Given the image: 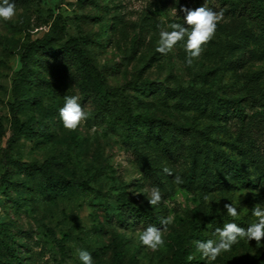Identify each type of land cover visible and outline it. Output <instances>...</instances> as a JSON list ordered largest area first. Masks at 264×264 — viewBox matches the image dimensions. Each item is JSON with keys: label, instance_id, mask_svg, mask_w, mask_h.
Segmentation results:
<instances>
[{"label": "rangeland", "instance_id": "obj_1", "mask_svg": "<svg viewBox=\"0 0 264 264\" xmlns=\"http://www.w3.org/2000/svg\"><path fill=\"white\" fill-rule=\"evenodd\" d=\"M204 4L16 0V16L0 21V264H79L78 248L91 252L95 264H119L115 247L124 264H186L189 256L205 264L192 243L199 234L214 238L226 223L247 227L255 219L251 209L264 204V29L257 14L264 17V0H207L224 18L191 66L182 42L167 56L157 53L161 28L182 22V8ZM68 41L80 43L107 83L121 90L100 111L66 64L56 77L53 61L36 66L31 60L34 82L15 90L30 45L61 48ZM72 95L88 116L76 130L65 129L58 112ZM16 103H23L18 116L34 128L32 138L13 131ZM131 114L159 121L151 129L137 124L132 145ZM45 161L69 181L65 194L32 181L29 166ZM152 187L163 196L154 208L146 198ZM126 202L158 220L174 217L163 247L146 249L129 236L142 228L134 219L120 222ZM231 202L236 218L222 211ZM247 263L264 264V242L241 240L214 262Z\"/></svg>", "mask_w": 264, "mask_h": 264}, {"label": "clouds", "instance_id": "obj_2", "mask_svg": "<svg viewBox=\"0 0 264 264\" xmlns=\"http://www.w3.org/2000/svg\"><path fill=\"white\" fill-rule=\"evenodd\" d=\"M181 11L184 12L183 21L180 23L172 22L167 24L166 28H161L155 50L157 53L167 56L178 43L182 42L186 54L185 63L191 66L194 60L200 57L202 47L215 36L217 25L224 18V13L223 10L217 12L208 8L207 0H205L204 6L196 9L184 7ZM16 13V0H0V21H11ZM58 112L63 127L68 130H76L81 122L88 118L87 112L82 107L77 95L66 96L64 104ZM162 172L173 177L176 184L183 183L182 178L175 175L168 167H164ZM146 198L150 206L154 208L163 200L161 189L152 187ZM204 200L207 203L208 197H204ZM222 211L223 214L232 218L239 215V210L234 202L225 203ZM251 212L255 219L247 227H241L235 222L226 223L223 227L215 229L214 238L192 242L205 264H214L222 253L232 251L233 247L241 240L249 243L255 240L257 245L264 242V204H256ZM173 222L174 217L172 215L161 217L158 220L160 227L153 224L143 229L138 228L134 234L129 232V236L135 235L146 249L156 251L165 245L164 233L168 231ZM76 258L79 264H95L91 252L83 248L76 250ZM188 259L191 260L193 257L189 256Z\"/></svg>", "mask_w": 264, "mask_h": 264}, {"label": "trees", "instance_id": "obj_3", "mask_svg": "<svg viewBox=\"0 0 264 264\" xmlns=\"http://www.w3.org/2000/svg\"><path fill=\"white\" fill-rule=\"evenodd\" d=\"M257 14L264 29V17L261 11H258ZM31 60L33 61V65L36 66L48 64L53 61L50 66V70L56 77H62L65 74L64 64L73 69L76 82L78 83L81 92L86 94V98L91 100L94 105V109L97 111H100L105 107L111 96H117L121 92L120 88H113L107 83L103 71L93 64L85 51L82 49L80 43L77 41H68L65 46L61 48L51 47L48 43L38 42L30 45L25 51V55L23 57L24 67L18 73L17 79L14 82L15 90L17 92L21 85L31 84L34 82V78L31 75ZM143 87L144 85H141V87H137V89L143 90ZM190 91L196 95L204 94L203 92L194 89H190ZM235 102L239 114L244 117L245 112L242 107L241 100L235 99ZM22 107L23 103H16L12 106L14 113L13 131L15 134L32 138L36 134L34 128L31 124L23 123L18 116L17 111ZM157 122H159L157 119L146 114H131L126 123V127L130 132L128 135L129 142L131 143L130 145H132L136 132L134 129H136L135 127L137 124L146 125L148 129H151ZM29 167L32 168L30 171L32 181L40 184H46L57 194H65L70 188L69 181L57 172L53 161H45L40 166L30 165ZM85 186L83 188L88 190L89 187ZM125 207H127L126 210L124 209ZM122 209L123 213L119 216V220L123 225L128 224L130 220L134 219L135 224L142 229L153 224L160 227L158 219L154 217L151 212H148L141 207L133 209L129 206V203L126 202L123 203ZM126 213L127 215L125 216ZM137 216L138 218L136 219L135 217ZM196 238L199 240H207V238L201 234H199ZM115 256L119 264H124V255L119 247H115ZM253 262L256 263V260L254 259ZM185 263L193 264L194 261L186 260Z\"/></svg>", "mask_w": 264, "mask_h": 264}]
</instances>
